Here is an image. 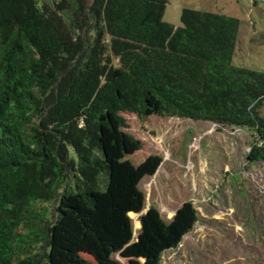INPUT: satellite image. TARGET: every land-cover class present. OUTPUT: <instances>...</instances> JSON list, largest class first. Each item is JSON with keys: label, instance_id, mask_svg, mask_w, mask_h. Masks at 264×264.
<instances>
[{"label": "trees", "instance_id": "1", "mask_svg": "<svg viewBox=\"0 0 264 264\" xmlns=\"http://www.w3.org/2000/svg\"><path fill=\"white\" fill-rule=\"evenodd\" d=\"M168 1L0 0V264H158L193 230L191 201L166 219L135 187L162 157L114 167L143 148L124 115L246 129L245 168L264 164V72L232 64L239 20L184 9L174 27Z\"/></svg>", "mask_w": 264, "mask_h": 264}, {"label": "rangeland", "instance_id": "2", "mask_svg": "<svg viewBox=\"0 0 264 264\" xmlns=\"http://www.w3.org/2000/svg\"><path fill=\"white\" fill-rule=\"evenodd\" d=\"M263 6L264 0H169L163 21L180 27L184 9L238 19L232 64L264 72ZM124 118L143 148L129 158L112 150L114 167L125 162L137 167L151 155L162 157L153 175L135 185L144 196L145 210L154 205L170 219L180 205L191 201L198 214L193 230L158 264H264V164L245 168L247 130H218L209 123L176 118L151 117L145 122L132 115ZM139 216H129L134 231ZM115 260L149 264L141 255L132 260L117 255Z\"/></svg>", "mask_w": 264, "mask_h": 264}]
</instances>
